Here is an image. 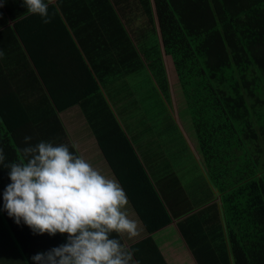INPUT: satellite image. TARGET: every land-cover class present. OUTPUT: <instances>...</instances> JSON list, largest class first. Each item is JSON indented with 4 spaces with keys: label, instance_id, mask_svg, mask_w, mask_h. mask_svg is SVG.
<instances>
[{
    "label": "crops",
    "instance_id": "0c3cea01",
    "mask_svg": "<svg viewBox=\"0 0 264 264\" xmlns=\"http://www.w3.org/2000/svg\"><path fill=\"white\" fill-rule=\"evenodd\" d=\"M14 4L0 8L7 13L5 27L22 20L14 17L26 10L21 0ZM50 5L64 20L75 46L55 39L56 33L53 40V32L43 30L47 23L38 15V46L32 52L15 33L0 34V107L14 131L12 146L22 153L25 135L32 137L31 143H65L98 171L118 180L127 195V215L137 226L135 236L119 239L133 250L138 264H201L205 246H191L179 223L190 216V209L203 210L213 200L220 206L221 200L206 177L172 58L165 55L173 97L179 102L173 99L170 113L158 112L154 81L146 69L132 64L135 52L125 43L130 41L143 55L145 40L136 35L147 21L146 14L137 13L144 11L142 1L53 0ZM116 23L128 36L116 38ZM44 44L46 50L41 49ZM114 55L123 60L116 68ZM110 72L120 78L108 82L103 96L91 93L78 102V92L92 89L91 76ZM48 89L55 92L58 104L67 105L65 109L57 110ZM49 243L52 247V240Z\"/></svg>",
    "mask_w": 264,
    "mask_h": 264
},
{
    "label": "trees",
    "instance_id": "16d2710c",
    "mask_svg": "<svg viewBox=\"0 0 264 264\" xmlns=\"http://www.w3.org/2000/svg\"><path fill=\"white\" fill-rule=\"evenodd\" d=\"M141 1L144 11L137 13L146 14L147 21L136 35L145 40L143 55L130 41L125 43L135 52L132 64L146 69L154 81L158 112L170 113L173 93L165 55L172 58L206 177L221 200L220 206L213 200L203 210L190 209L179 229L191 246H205L206 260L201 264H264V0ZM9 3L15 5L14 0H2L0 8ZM49 9L51 19L43 30L52 31L53 40H74L54 5ZM26 14L20 11L14 19L22 20L5 27L7 13L0 11V34L15 33L32 52L38 46V16L23 17ZM116 25L118 40L128 36L123 25ZM48 43L51 46L52 41ZM44 46L46 50L45 44L41 49ZM122 61L116 55L112 58L115 68ZM91 77L92 89L78 92L80 103L91 93L103 96L108 82L120 75ZM49 92L57 110L65 109L55 92ZM7 120L0 107V147L6 161H19L24 156L11 144L14 131ZM55 129L63 133L59 123ZM7 171L0 167V191L9 182ZM51 240L54 246L65 237L33 234L0 211V264H31L29 257L51 248Z\"/></svg>",
    "mask_w": 264,
    "mask_h": 264
},
{
    "label": "clouds",
    "instance_id": "9594fccd",
    "mask_svg": "<svg viewBox=\"0 0 264 264\" xmlns=\"http://www.w3.org/2000/svg\"><path fill=\"white\" fill-rule=\"evenodd\" d=\"M52 3L21 0L26 12L38 15L43 23L51 19ZM23 141L24 159L19 161H6L0 147V167L8 169L9 179L0 191V211L33 234H66L63 243L32 254L31 264H138L133 250L119 239L137 232L119 181L65 143L43 139L31 143L30 135Z\"/></svg>",
    "mask_w": 264,
    "mask_h": 264
},
{
    "label": "rangeland",
    "instance_id": "374dc122",
    "mask_svg": "<svg viewBox=\"0 0 264 264\" xmlns=\"http://www.w3.org/2000/svg\"><path fill=\"white\" fill-rule=\"evenodd\" d=\"M148 90H150V88H148ZM173 99H175L174 101L176 102V104H178L179 98L177 96H174ZM192 144H196V143L195 142H192Z\"/></svg>",
    "mask_w": 264,
    "mask_h": 264
}]
</instances>
